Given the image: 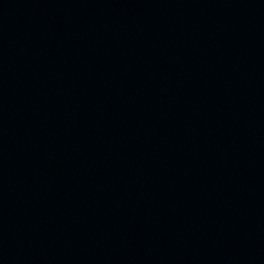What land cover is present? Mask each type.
I'll return each mask as SVG.
<instances>
[{"label":"water","instance_id":"water-1","mask_svg":"<svg viewBox=\"0 0 264 264\" xmlns=\"http://www.w3.org/2000/svg\"><path fill=\"white\" fill-rule=\"evenodd\" d=\"M0 264H264V0H0Z\"/></svg>","mask_w":264,"mask_h":264}]
</instances>
